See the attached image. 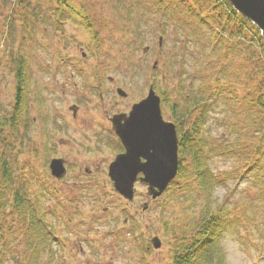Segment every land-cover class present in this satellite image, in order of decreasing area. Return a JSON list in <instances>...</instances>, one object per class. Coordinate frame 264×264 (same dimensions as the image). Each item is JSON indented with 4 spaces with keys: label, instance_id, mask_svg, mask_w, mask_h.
I'll use <instances>...</instances> for the list:
<instances>
[{
    "label": "rangeland",
    "instance_id": "374dc122",
    "mask_svg": "<svg viewBox=\"0 0 264 264\" xmlns=\"http://www.w3.org/2000/svg\"><path fill=\"white\" fill-rule=\"evenodd\" d=\"M152 3L90 0L88 6L96 15V28L91 30L70 9L68 16L58 20L56 0H0L1 118H10L16 103L14 55H24L31 74L18 130L13 132L10 125L0 128V154L14 161L16 182L25 188L29 205L60 238L51 245L52 253L48 250L32 260L23 232L28 221L16 217L7 199L10 189L0 185V197H4L0 201V253L4 257L0 264H163L170 259L171 242L197 211L187 199L190 194L184 193L186 182L180 178L176 185L170 183L157 198L149 196L142 183L136 185L133 201L122 196L107 173L116 147L107 128L108 115L131 108L147 95L151 84L158 93L162 88L167 96L184 103L182 94L202 80L201 75L195 76L196 70L203 68L206 54L214 53L216 41L208 35V28L216 22L207 27L190 21L183 27L182 22L162 16ZM185 12L180 11L184 16ZM252 37L245 33V39ZM241 58L230 52L228 59L220 61L231 72L236 70L225 91L229 96L232 90L237 96L230 99L231 105L254 95L244 88L246 79L238 82L235 78ZM214 62L215 58L208 60L206 69L211 70ZM108 76L128 91L127 98L118 95L117 85ZM100 79L103 87H99ZM247 84L258 86L252 80ZM247 108L255 116L264 115V109L252 103ZM162 109L166 119L174 120L163 103ZM223 112L212 109L204 140L209 143L205 147L211 166L226 175L216 195L217 202L227 200L231 208L233 225L223 241L228 264H264V200L256 189L248 193L251 180L245 174V160L239 156L238 163L226 146L227 137L230 142L243 129L246 111ZM258 129L255 125L251 133L257 134ZM256 139L246 142L251 146ZM65 154L75 167L63 182L51 174L49 162ZM81 164L82 169L93 165L98 171L85 176L79 172ZM13 219L17 224H9ZM155 235L163 241L161 248L152 245Z\"/></svg>",
    "mask_w": 264,
    "mask_h": 264
},
{
    "label": "trees",
    "instance_id": "16d2710c",
    "mask_svg": "<svg viewBox=\"0 0 264 264\" xmlns=\"http://www.w3.org/2000/svg\"><path fill=\"white\" fill-rule=\"evenodd\" d=\"M78 5L75 0H56L57 19H64L68 16V9L77 15L87 24L88 28H96L92 14L93 8L89 5L90 0H81ZM123 2L125 0H122ZM153 2V3H152ZM154 7L162 16L174 18L176 22H182L183 27L196 21L202 25H216L208 28V35L214 38L216 43L214 53L206 54L203 59V68L196 70L195 76L201 75V82L198 87L191 88V92H184L183 101L180 103L174 97L167 96V93L160 88L163 95V102L173 116V121L182 131L180 152L182 154L181 164L177 178L172 182L176 185L181 178L186 182L184 193L189 195L187 199L194 202L195 215L190 222L181 228L179 234L171 242L170 259L163 264H228L227 251L224 247V238L229 228L233 225L230 217L231 208L227 200L217 202L216 190L225 173L218 174L211 166V155L206 151L204 134L207 124L211 120V111L220 110L223 113L239 114L246 111V119L243 120V129L236 131L235 139L228 142V152L238 157L243 156L245 162V174L251 180L247 187L250 190H257L260 198L264 200V115L255 116V112L247 111V105L252 103L264 109V36L261 28L250 18L239 12L230 0H151ZM127 8L126 5H124ZM129 12L130 9L127 8ZM91 11V12H90ZM178 11V13H174ZM186 11L187 15L180 13ZM67 14V15H66ZM94 15V16H93ZM187 17L189 20H185ZM60 22V21H58ZM61 23V22H60ZM197 25V24H196ZM193 27V26H192ZM195 31V28H193ZM135 33L138 29L135 28ZM245 33L252 34L251 39H245ZM97 34V33H96ZM189 37V36H188ZM187 45V44H186ZM230 52L242 55L239 69L235 75L238 82L246 79L244 88H248L254 95H246L238 103L231 105L232 100L237 96L230 91L226 95V86L231 80V72L226 62L221 60L227 58ZM215 58L214 67L206 69L208 60ZM217 58V59H216ZM220 59V60H219ZM17 79V97L14 111L10 118L0 117V128L10 125L12 131L18 130V122L24 115L27 106L28 85L31 80L29 63L23 54L13 56ZM226 60V59H225ZM248 76L245 78L244 76ZM250 79L249 82H247ZM252 81H257L258 86H251ZM230 83V82H229ZM165 97V98H164ZM251 110V109H250ZM259 125L258 133H251ZM256 137V142L251 146L246 142L249 138ZM228 136V135H226ZM225 136V137H226ZM239 138V139H238ZM233 139V138H230ZM219 151L220 148H217ZM213 149L211 148V152ZM187 163H185V162ZM14 161L6 155L0 154V185H7L10 189L8 202L10 208L17 213L16 217L23 216L28 221L26 230L27 245L32 250V260L36 261L44 252H53L51 245L54 238L50 235L49 224L46 223L37 211L28 202V194L20 182H16V170L13 168ZM221 175V178L219 177ZM262 191V192H261ZM0 201H4L3 195ZM219 201V200H218ZM27 211V212H26ZM21 220V219H20ZM9 221L10 223L17 224ZM54 234V232H52ZM0 258H4L2 255ZM33 263L30 261L29 264Z\"/></svg>",
    "mask_w": 264,
    "mask_h": 264
},
{
    "label": "water",
    "instance_id": "95a60500",
    "mask_svg": "<svg viewBox=\"0 0 264 264\" xmlns=\"http://www.w3.org/2000/svg\"><path fill=\"white\" fill-rule=\"evenodd\" d=\"M234 7L255 22L264 36V0H230ZM162 39V38H161ZM156 64V63H155ZM123 94L124 90L120 89ZM145 99L149 104L144 105ZM115 115V130L119 134L125 152L119 154L110 165L109 174L115 189L128 200L135 197V182L141 180L148 185V195L157 198L165 192L179 171V136L176 123L164 118L161 96L152 85L146 97L134 103L130 114ZM144 158L145 160H142ZM51 172L62 177L67 169L61 158L50 163ZM143 173L142 176H139ZM148 206L145 202L144 208ZM155 249L163 241L155 235L151 239Z\"/></svg>",
    "mask_w": 264,
    "mask_h": 264
},
{
    "label": "flooded vegetation",
    "instance_id": "af4514ba",
    "mask_svg": "<svg viewBox=\"0 0 264 264\" xmlns=\"http://www.w3.org/2000/svg\"><path fill=\"white\" fill-rule=\"evenodd\" d=\"M108 78H109V80L111 81V83L112 84H116L117 85V87H116V91H117V93H118V95L120 96V97H123V98H127L128 97V95H129V93H128V91L124 88V87H122V86H120L119 85V81L114 77V76H108ZM98 82H99V87H103V82L101 81V79L100 80H98ZM154 86V84H151L150 85V87L151 86ZM150 87H149V89H150ZM155 87V86H154ZM120 89H123L124 90V93L122 94L121 92H120ZM155 89H156V91H157V88L155 87ZM149 92V91H148ZM157 93H158V91H157ZM101 94H102V92H101ZM148 94V93H147ZM158 94H160V93H158ZM147 95H145V96H143L141 99H139L138 101H140V100H142L144 97H146ZM160 96H161V103H162V101H163V96H162V94H160ZM138 101H134L133 102V104H132V106H131V108H129V109H120V110H118L117 112H115V113H113L112 115H108V118L110 119V121L107 123V128H109L110 129V133H111V135H112V139L116 142V147L114 148V153H115V156H114V159L112 160V161H114L115 159H116V157L119 155V154H121L122 152H125L126 151V148H125V146L123 145V143H122V140H121V138H120V136H119V134L116 132V130H115V126H116V124H115V122H114V117H115V115H117V117L118 116H124L125 118H127V116L130 114V112H131V110H132V107H133V105H134V103H136V102H138ZM75 105H77V104H75ZM78 106V105H77ZM79 110V109H78ZM79 112V111H78ZM164 115V114H163ZM77 116V113L75 114V117ZM125 118H123L121 121L122 122H124L125 120ZM164 118H165V116H164ZM166 119V118H165ZM166 120H169V119H166ZM177 130H178V136H179V138H180V142H181V140H182V133L180 134V130H179V127L177 126ZM179 150H180V148H179ZM56 157H61V159L63 160V163H64V166H65V168L67 169V171H66V174H65V176H63V178L62 177H56V176H54L53 174H52V172H51V174L55 177V178H57V179H61V181H63V182H65V180H67L65 177L66 176H68L69 174H70V172L74 169V167H75V163H73L71 160H70V158L67 156V154H65L64 156H54V157H52L51 158V160L52 159H54V158H56ZM51 160H50V162H49V168H50V163H51ZM142 160H145L144 158H142ZM112 161L109 163V165H108V170H107V173H108V175H109V177H110V174H109V170H110V165H111V163H112ZM79 167H80V170H79V172L81 173V174H84L85 176H92L93 174H94V172H95V170L96 171H98L97 169H93V165L90 167V166H85V169H82V164L81 165H79ZM50 171H51V168H50ZM143 175V173H140L139 174V176H142ZM111 178V177H110ZM112 180V179H111ZM75 183H78L79 184V186H81V185H83L81 182H79V181H77V182H75ZM112 183H113V181H112ZM138 183H142V184H145V183H143L141 180H137L136 182H135V187H136V191H137V184ZM145 186H147L146 184H145ZM147 188H148V186H147ZM147 194H148V192H147ZM135 197H136V192H135ZM135 197H134V199H135ZM133 199V200H134ZM25 230H26V228H25ZM49 231H50V235L54 238V241L56 242V240H60V238L59 237H57V235H56V232H55V230H52V229H50L49 228ZM3 232L4 233H2V237H4L5 236V231L3 230ZM52 232H54V234H52ZM53 241V242H54ZM52 253V252H51ZM1 254V253H0ZM1 255H3V254H1Z\"/></svg>",
    "mask_w": 264,
    "mask_h": 264
},
{
    "label": "snow or ice",
    "instance_id": "6c2138e0",
    "mask_svg": "<svg viewBox=\"0 0 264 264\" xmlns=\"http://www.w3.org/2000/svg\"><path fill=\"white\" fill-rule=\"evenodd\" d=\"M148 104H149V101L147 99H145L144 105H140V106H141V108H143V107H145Z\"/></svg>",
    "mask_w": 264,
    "mask_h": 264
}]
</instances>
